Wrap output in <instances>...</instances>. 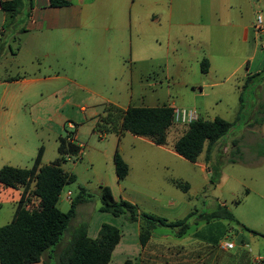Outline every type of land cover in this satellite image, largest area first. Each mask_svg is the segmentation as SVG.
Instances as JSON below:
<instances>
[{"label":"rangeland","instance_id":"1","mask_svg":"<svg viewBox=\"0 0 264 264\" xmlns=\"http://www.w3.org/2000/svg\"><path fill=\"white\" fill-rule=\"evenodd\" d=\"M27 4L28 0H24V8ZM193 7L198 6L193 4L191 8ZM258 10L259 7L255 3L253 19ZM20 30L16 28V31L11 32L8 28L3 36H0V77L32 79L56 75L71 78L75 80L76 85L85 86H71L61 79L44 85L29 86L13 82L5 92L4 88L0 87V102L5 112L19 119L21 132L16 138H23L19 140L22 150L16 151V156L21 167L31 166L39 146L45 147L42 163L52 162L57 156L58 136L64 138L67 132L78 128L79 139L84 144L83 150L91 159L92 166L84 157L82 160L80 157L66 160L62 166L66 171L74 169L70 172L74 174L75 182L63 189L70 190L74 197L78 187H83L92 195V199L88 204L76 208L77 214L70 221V228L88 223L85 216L91 217L100 205V185L108 186L118 197L120 184L116 181L111 161V152L116 146L117 137L108 133L102 136L104 132L92 131L95 124L94 113H100L101 106L108 102L118 103L123 107L128 103L132 106L169 103L177 108L196 107L205 119L218 116L228 122L236 121V129L225 146L227 149L223 148L221 154L216 157L219 167L217 180L211 184L210 174L202 171L199 165L178 159L163 149L153 146L140 148L134 135L124 132L126 138L122 142L121 152L129 160L131 167L138 165L132 170L131 182L139 184L141 192L149 193L163 203H173V214L166 218L169 222L183 219L190 212L195 213L188 220V233L195 232L199 227V234H215L219 235L217 239L222 242L230 240L235 243L244 236L248 241V250L254 249L249 245V238L252 236L260 242L259 249L264 250V125L259 123L260 118H264V70L252 79L253 85L243 95L244 110L238 113L239 100L234 88L238 83L242 87L245 80H217L214 74L205 76L200 71H188L183 75V85L180 80L170 78L168 72L173 70V64L164 57V48L142 47L139 50L127 47L123 56H118L117 59H114V56L109 68L102 66L113 75L103 80L98 68L88 70L89 64L83 60L85 57L81 44L79 56L69 53L62 56L61 62L54 59L41 62L38 54L31 56L26 49L22 50L21 46L27 44L29 32ZM251 56L255 62L250 68V73H253L255 66L260 65L264 59V49L260 48V41L257 38L253 40L252 37L249 42V58ZM38 69L41 70L40 74ZM217 81H222L218 88L210 86ZM124 84L125 92H119L118 87ZM197 85L203 87L204 100L197 97ZM215 99L217 106L213 105ZM97 117L98 120L104 118L101 115ZM69 124L74 129H70ZM184 126L186 125L180 126V131L185 130ZM171 134L169 132V137ZM169 137L167 144L172 141ZM231 140L238 141L240 157H233L228 153ZM229 159L233 161L230 162ZM169 179L187 182L190 189L186 192L172 186L168 183ZM219 205L225 206L233 214V221L219 219L194 225V221H200L199 213H210ZM58 208L66 212L69 206L59 202ZM143 212L148 213V210ZM116 220V225H120L123 217ZM124 222L128 223V220ZM2 226L0 222V227ZM155 233L172 234L173 230L158 226ZM69 239L70 234L66 231L58 247L54 249L59 250ZM43 259L46 261L47 256L44 255Z\"/></svg>","mask_w":264,"mask_h":264},{"label":"crops","instance_id":"2","mask_svg":"<svg viewBox=\"0 0 264 264\" xmlns=\"http://www.w3.org/2000/svg\"><path fill=\"white\" fill-rule=\"evenodd\" d=\"M22 1L24 8V0ZM66 1L68 2L66 6L51 7L49 6V0H28L26 8H22L23 12L21 10L14 19V24L18 30L22 29V32H29L28 39L26 40L27 44L21 46L22 50L26 49L31 56L38 54L42 59L41 62L49 59L61 62L63 60L62 56H66L69 53L79 56L81 44L84 49L83 55L85 58L83 60L86 64H89L88 70L92 71L98 68V72L101 74L103 80L104 78L109 79L113 76L112 73L104 70V68L106 69L111 66L114 56V59H117L118 56H123L127 47L130 49L138 48L139 50L142 47L164 48V57L167 60H171L173 64V70L168 72L171 76L170 78L180 80L183 85L185 84L183 75L188 71H200L205 76L214 74L217 80L232 78L245 80L248 76L259 74L263 72L261 70H264L263 59L260 65L255 66V71L250 73L251 64L255 63L252 56L249 58V42L251 37L253 40L256 39L252 30L253 8L255 3L257 7L261 6L260 0ZM193 4L198 7L191 8ZM5 23L6 15L0 9V32L2 34L5 32L2 29ZM10 30L11 32L15 31L13 27ZM81 38H83L82 41ZM2 53L3 48L1 55ZM204 60L207 63V67L201 65V62ZM103 65L104 68L102 67ZM203 67L206 69L205 72H203ZM38 72L40 74L41 70L38 69ZM95 76L96 74L93 77ZM61 79L65 80L68 85H75L78 88L85 87L76 85L75 80L71 78L56 75L32 79H13L4 78L3 76L0 77V87H3L5 92L9 84L13 82H20L23 86H29L44 85L45 83L56 82ZM221 82H213L210 86L218 88L222 84ZM240 86L238 83L234 88L237 100L238 94L242 91V87ZM125 87L126 84L122 87L119 86V92L122 90L125 92ZM197 88L199 92L197 97L204 100L203 87L197 85ZM218 102H220L219 99ZM109 105L120 110H125L132 105L128 103L127 106L123 107L118 103L108 102L101 106V114L99 112L94 113L95 124L92 131L104 132L102 136L108 133L115 134L117 137L116 146H114L111 152V161L114 151L117 149L128 166L127 175L122 181L118 182L115 176L120 187L118 197L114 195L111 189L113 198L117 201L124 200L135 205L139 212L148 210L147 214H155L154 216L164 219L169 218L168 216L173 214L174 211L172 202L163 203L150 196L149 193L141 192L142 189L139 187V184L136 185L131 182L130 176L133 174L132 170L135 165L131 167V163L121 152L122 142L126 138L123 133L127 131H120L119 128L115 131L96 128V125L101 122V120H98L97 115L105 117L103 109ZM161 105L173 106V104L163 103L154 106L140 105L134 107H157ZM213 105H218L216 99L213 101ZM192 109L197 112L198 118L203 120H212L218 117L214 116L211 119H205L197 111L198 108L192 107ZM262 124L264 125V118ZM180 126L182 125L170 126L168 131L172 133V136L170 135L171 137H169V132H167L166 142L163 145H156L147 137L135 135L134 137L139 142L138 146L140 148L153 146L163 149L166 153L178 159H184L173 148L175 141L185 131H180ZM184 127L186 129V126ZM77 130L78 128L75 129L74 142L83 145L80 150V160L84 157L92 166L91 159L83 150L84 144L79 139ZM19 132H21L19 119L14 117L13 114L5 112L2 102H0V168L11 166L19 169H30L39 148H42L40 166L47 165V163H42L45 147L39 146L32 159L31 166L28 168L21 167L19 158L16 156V151L22 150L19 140L23 137L16 138ZM168 137L172 139L169 144H167ZM60 138H62L61 135L58 136L56 142V151ZM206 145L207 143L204 144L202 152L193 164L199 165L202 171L209 173L211 176L204 160ZM224 149H227V147H224ZM58 156L57 151L55 159ZM61 168L64 172L73 174L70 171L74 169L66 171L63 166ZM176 181L181 182L177 179H169L168 183L175 186L174 182ZM181 183L187 185V192L190 189V185L187 182ZM33 190L34 181H31L27 188L20 185L4 187L0 184V222L3 226L12 220L19 202H22L23 206L39 203V198L32 193ZM72 198V192L70 190L64 191L63 189L58 203L64 202L70 207ZM88 203L78 204L76 208ZM100 205L97 210L93 211L91 217L85 216L88 219V223L85 222L83 224L86 226V234L90 239L97 237L99 229L104 223L118 228L120 237L106 264H264V250L259 249L260 242L252 236L249 238V245L254 249H247L248 241L245 240L244 236H241L237 243L228 240V242L233 243V248L221 249L219 244L222 241L217 239L219 235L199 234V227L192 233H188V228L182 235L176 234L177 231L172 228V234H157L155 233L156 227L145 244L141 245L138 221L128 220V223H125L124 221H127L125 215L113 216L108 212H102L99 210ZM76 214L75 209V216ZM118 217H123L120 225H116L115 223ZM167 222L169 221L167 220ZM201 222L204 221H194L193 223L194 225H198ZM72 229L70 227L67 229L68 234L71 233ZM33 264H42V262Z\"/></svg>","mask_w":264,"mask_h":264},{"label":"trees","instance_id":"3","mask_svg":"<svg viewBox=\"0 0 264 264\" xmlns=\"http://www.w3.org/2000/svg\"><path fill=\"white\" fill-rule=\"evenodd\" d=\"M68 5L66 0H49V6L62 7ZM23 8L22 0L0 1V9L6 15V23L2 29L14 28L15 17ZM23 31L22 29L20 30ZM2 36V32H0ZM1 48V45H0ZM207 67V63L201 62ZM203 72L206 69L203 67ZM259 74L248 76L239 93V110H244L243 95L253 85L252 79ZM105 117L96 125L101 130L127 131L135 136L147 137L156 145H163L166 142L168 129L172 125V108L167 105L157 107H134L129 106L120 110L112 105L103 109ZM264 116V107H263ZM260 125L263 118L259 120ZM236 121L228 122L219 117L212 120L197 118L186 125L183 134L175 141L174 151L190 163H194L203 150L206 149L204 160L208 171L211 173L210 183L216 182L219 167L210 161V152L215 144L222 142L218 150L228 143V139L236 129ZM232 130L230 133L229 131ZM75 133V132H74ZM229 133V134H228ZM228 136L226 137V135ZM229 154L233 157H240V147L237 140H231ZM78 146L66 142L65 138L59 139L57 148L59 156L47 165L40 166L42 148L38 149L33 165L30 169H19L11 166L0 168V184L4 187L23 186L29 187L34 181L33 194L40 200L39 207L34 210L24 208L22 202L16 206L12 220L0 227V264H106L109 261L111 252L117 244L120 233L118 228L110 224H102L95 239H90L86 234L85 224L72 229L69 241L59 250L58 247L63 234L69 228V223L75 216V209L78 204L90 202L92 195L78 187V192L72 198L70 207L66 212L58 209L57 203L63 188L74 182V175L64 172L61 166L66 162L65 154L75 155ZM114 174L117 181H122L128 172V166L115 149L113 154ZM230 162L233 159H229ZM177 188L187 190V185L181 182H174ZM99 200L102 212H108L113 216L125 215L129 221L139 222V240L141 245L149 239L151 232L156 227H168L175 229L176 234L182 235L189 228L188 220L194 213L188 214L185 218L174 222H167L166 219L139 212L137 207L127 201H117L113 198L111 189L108 186L100 185ZM198 219L204 222L225 219L233 221V214L222 205H219L210 213H199ZM245 229V228H244ZM256 234V232H252ZM55 248V249H54ZM46 255L47 261L42 259ZM126 264V263H125Z\"/></svg>","mask_w":264,"mask_h":264},{"label":"built area","instance_id":"4","mask_svg":"<svg viewBox=\"0 0 264 264\" xmlns=\"http://www.w3.org/2000/svg\"><path fill=\"white\" fill-rule=\"evenodd\" d=\"M252 30L255 34V37L258 41H260V48L264 49V13L262 6L259 7V10L255 13L253 22H252ZM172 124H180V125H188L189 123L195 121L198 116L194 109L192 108H177L172 106ZM70 129H74L72 125H69ZM75 131H69L65 137L66 142L74 143L78 146V152L75 155L65 154L66 160L78 159L80 157V150L82 148V144H77L74 141ZM40 202V200H39ZM39 207L38 204H28L25 205L24 208L27 210H34ZM221 249H231L233 248V243L228 241H223L219 244ZM260 261V258H259Z\"/></svg>","mask_w":264,"mask_h":264},{"label":"water","instance_id":"5","mask_svg":"<svg viewBox=\"0 0 264 264\" xmlns=\"http://www.w3.org/2000/svg\"><path fill=\"white\" fill-rule=\"evenodd\" d=\"M261 2V6H262V9H263V13H264V0H260ZM232 130L229 131V133L231 132ZM228 133V134H229ZM228 134L226 135V137L228 136ZM221 141L218 142L217 144L214 145V147L212 148L211 152H210V161L212 164H216V155L218 153V150L221 146Z\"/></svg>","mask_w":264,"mask_h":264}]
</instances>
